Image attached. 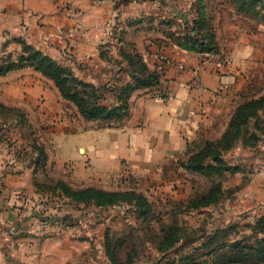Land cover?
I'll return each instance as SVG.
<instances>
[{"label": "crops", "instance_id": "1", "mask_svg": "<svg viewBox=\"0 0 264 264\" xmlns=\"http://www.w3.org/2000/svg\"><path fill=\"white\" fill-rule=\"evenodd\" d=\"M6 5L47 6L29 18L30 29L83 81L95 86L130 82L122 70L121 51L132 48L149 68L161 75L160 84L137 91L128 118L113 127L84 119L74 105L42 75L27 69L8 75L16 79L5 97L7 105L26 107L44 125L40 139L50 164L70 172L75 188L130 189L147 184L177 198L186 197L181 167L203 141H218L235 110L264 95V62L255 56L254 36L239 21L250 18L234 7L212 15L219 53L202 54L159 40L163 22L183 23L186 7L192 17L198 0H6ZM119 60V61H117ZM178 64L186 67L185 71ZM260 73V78L257 75ZM35 75V77H31ZM198 75L199 83L195 81ZM259 78V79H257ZM49 85H47L48 83ZM0 134V264H78L94 261L92 245L101 231L88 219L82 231L61 224L72 207L50 204L36 186L35 164L18 162L13 144ZM263 159L257 178L264 183V134L259 143ZM255 185V178L252 181ZM264 192V190H263ZM253 194V192H252ZM86 221V222H87ZM96 227V228H95ZM102 253V250L99 254ZM93 257V258H90Z\"/></svg>", "mask_w": 264, "mask_h": 264}, {"label": "rangeland", "instance_id": "2", "mask_svg": "<svg viewBox=\"0 0 264 264\" xmlns=\"http://www.w3.org/2000/svg\"><path fill=\"white\" fill-rule=\"evenodd\" d=\"M4 1L6 0H0V98L5 97L8 86L16 80L7 81L8 75H16L27 69L42 75L28 63L39 56L48 57L73 71L67 66L70 55H63L62 62L57 60L54 54L48 51L52 50V46H41L45 45L48 39L39 40L37 31L30 29L27 14L31 18L41 12L50 13V7L20 4L8 6L1 3ZM235 1L198 0L199 4L202 3L196 4L194 8L197 10L193 11V16L197 17L198 12L203 10L211 16L216 11L229 12L230 7L237 11ZM249 1L246 0L248 3ZM256 1V5H252L248 10L249 14H244L250 18H243L239 24L248 32L249 39L254 36L252 40L259 50L255 56L259 57V62H264V0ZM183 11L185 15H189L187 18L190 21L193 20L186 7ZM167 29V26L162 24L159 31ZM173 29L178 33L184 32L182 25L174 26ZM159 40L166 41L164 36ZM127 50L132 52L133 49ZM121 61L129 66L128 59L122 57ZM257 75L260 78L259 72ZM125 76L131 81L129 71ZM42 77L57 88L52 80L43 75ZM257 81L260 82L259 87H262L264 80L261 78ZM64 101L74 105L68 100ZM260 120L264 121L263 111ZM254 126L262 127L257 120H253L252 127ZM44 130L38 114H33L26 107L7 105L0 99L1 138L16 146L13 153L18 162L35 164L38 174L36 186L39 192L48 197L50 204L57 202L61 208L72 207L76 210V213L67 214L61 224L79 232L86 223L89 225L88 219H92L96 223L95 226L104 223V226H100L101 231L97 230V237L101 240L91 248L90 253L94 254V261L88 263L82 258L78 260V264H213L215 249L220 247L221 243H247L246 237L251 241V230L243 225H254L264 216V183L257 181L262 170L260 160L263 159V153L258 147L262 134L253 146H245L240 142L225 153L226 169L219 171L217 167L210 175L189 171L188 174L183 173L182 183L187 186L189 192L186 197L177 198L164 189L150 187L144 183L132 184L130 189L75 188L71 184L69 171H58L50 164L45 146L40 140ZM2 173L3 171L0 172V177H3ZM254 178L255 185H252ZM2 187L3 184L0 190ZM215 187L217 193L215 191L213 200L216 201L209 207L200 208L193 205L195 200L208 196ZM87 189L107 193L132 192L134 195L125 197L118 204L99 206L96 201H86V196L77 194ZM236 225L238 226L235 229L230 230ZM253 235L254 238H263L258 228L254 230ZM256 244L264 249V243ZM101 250L102 253L99 254Z\"/></svg>", "mask_w": 264, "mask_h": 264}, {"label": "trees", "instance_id": "3", "mask_svg": "<svg viewBox=\"0 0 264 264\" xmlns=\"http://www.w3.org/2000/svg\"><path fill=\"white\" fill-rule=\"evenodd\" d=\"M249 1V0H248ZM257 1H235L237 11L242 14H249ZM200 2L199 5H201ZM197 10V9H196ZM167 30L160 31L165 37L168 45H173L185 50L202 54L219 53V45L216 36V28L213 18L206 11H199L197 17L189 20L183 17V23L163 22ZM182 25L184 32L178 33L174 26ZM123 55V56H122ZM121 56L128 59L129 66L122 70L130 73L131 81L124 85H103L95 86L81 80L76 74L61 66L48 57H40L30 60L28 63L44 77L52 80L59 90L63 99L73 103L81 116L87 120L101 121L103 125L113 127L118 125L130 113V100L137 91L153 88L160 84L161 75L158 71H153L145 62L144 57L136 50L128 52L127 49L121 51ZM261 111L264 112V95L253 98L241 104L234 112L230 124L218 141H203L198 144L186 161L181 163V167L186 171L210 175L216 169L220 171L226 169L227 164L224 154L233 149L238 143L243 142L245 146H253L260 140V134H264V121L260 120ZM253 120H257L259 126L252 127ZM235 169V168H234ZM234 169H232L234 171ZM236 170V169H235ZM218 186V185H216ZM217 189L212 188L208 196L195 200L193 205L200 208L209 207L214 201ZM77 194L86 196V201L94 200L99 206H111L120 203L125 197L134 195L132 192L107 193L87 189ZM233 226L230 230L237 227ZM251 230V241L247 238L245 242L221 243L215 249V259L213 264H263L264 249L256 243H264V216L253 225L245 224ZM258 228L261 237L254 238V230ZM217 238V237H214ZM256 241V242H255ZM228 250V251H225ZM225 251V252H223Z\"/></svg>", "mask_w": 264, "mask_h": 264}, {"label": "built area", "instance_id": "4", "mask_svg": "<svg viewBox=\"0 0 264 264\" xmlns=\"http://www.w3.org/2000/svg\"><path fill=\"white\" fill-rule=\"evenodd\" d=\"M178 68L181 70V71H185L186 70V67L182 64H178ZM195 81L197 83H199V78H198V75L196 76L195 78ZM1 184H2V177H0V189H1Z\"/></svg>", "mask_w": 264, "mask_h": 264}]
</instances>
